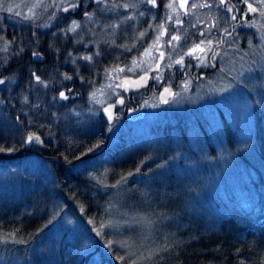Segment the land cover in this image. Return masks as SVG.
Listing matches in <instances>:
<instances>
[{"label":"rangeland","instance_id":"1","mask_svg":"<svg viewBox=\"0 0 264 264\" xmlns=\"http://www.w3.org/2000/svg\"><path fill=\"white\" fill-rule=\"evenodd\" d=\"M32 2L34 0H3V5L0 6V28L3 32L0 34L7 39H12L13 35L22 34V30L27 32L30 25L23 19V15L28 13V7ZM208 2L213 4L210 9L198 8L189 16L181 13L184 25L179 34L188 37L183 47L184 51L196 39L195 34L198 30L205 29L206 25L216 17H220L221 21L225 18V13L222 9H217L214 0H208ZM47 3H51V0H47ZM118 3H129L135 6L129 9L121 8L118 12H101L91 0H85V4L76 10L75 14H68L65 19L66 24L59 28L65 27L70 20L76 19L81 21L83 31L79 36L61 38L63 42H66L64 50L70 46V43L74 46L64 54L62 52L57 55L54 60L46 64L34 58L29 60L26 55L27 51H30L27 39L25 38L26 43L24 42L26 45H23L18 42L16 36V45L24 46V51L7 64L0 65V79L6 78V83L0 85V144L6 148L15 147L16 149L12 152L13 154L0 153V264H80V258L88 250L93 251L90 253L87 264H117L115 256L129 253L133 255V258L140 255L147 256L149 250L155 251L165 243L171 244L170 238L173 242L179 241V234L176 231H178V225L182 223H179L176 212L173 213L174 209H161L149 195H145L146 191L159 197L162 187L166 182L171 181V177L182 176L190 182L197 173L195 176L205 180L206 185L199 193L210 194L211 190H215L214 196L229 200V195L224 193L223 184L232 187L229 185L235 184L236 177L249 176L248 171L240 173L244 167L240 158L235 159V156H240L238 153L240 151L248 155L253 150L252 139L256 128L254 124L263 127L264 131V68L260 67L264 65V39L261 38L264 29L259 28L260 24H264V17L258 13L250 14L249 21H255L257 25L252 28L247 27L246 22L240 17H237L236 21L229 19L228 23H223V27L235 28L233 37H225L228 41L234 38L235 43L231 47L226 43L217 48L219 55L215 60H211L216 65L200 70L199 77L193 78L187 74L184 78H180L177 84L165 83L171 85L175 93L174 96L168 97L167 104L158 99L161 87L157 85L158 89L152 90L154 81H150L147 87L133 91H138L139 107L132 108L131 112L141 108L139 113L131 114L124 120L116 121L118 119L114 118L113 123L107 121L105 124L100 111L103 105L92 103L89 100L90 92L93 87L99 88L101 84L108 82L104 79L105 68L117 63L120 66L130 64L133 57L139 58V53L151 43V39L146 38L144 47H140L139 51L134 49L131 53L110 47L105 42L110 43L114 40L117 45L124 43L130 45L134 31L147 29L148 22L158 24L161 17L167 15L169 11L164 8L167 0H162L159 8H151L140 0H118ZM16 5L20 6L16 7ZM8 7H13V12H8ZM41 10L43 9L37 10L38 15L46 16ZM85 10L94 13V22L84 21L81 13ZM15 12H20L22 15L18 17ZM141 12L145 15L140 16ZM239 12L240 16L242 11ZM128 15L136 19L121 24L119 29L104 27L106 24L116 23L118 16L123 20V17ZM153 16L156 17L155 20L151 19ZM198 21H204L205 24H198ZM192 24H197V27H191ZM58 29L49 30L48 33L52 35V32ZM152 35L150 32L149 37ZM218 35L220 33L214 30L213 36ZM167 39V36L164 37L161 43L163 44ZM76 40H80L81 43H75ZM43 45L46 47L43 50L50 51L45 43ZM181 50V48L168 47L166 55L170 52V60L178 59V53ZM96 51L101 52V55L94 59L99 60L97 64L101 65L102 69L99 75L88 79L95 81L94 85L90 86L88 80L81 81L76 72H73L74 65L68 53L71 52L72 57H80ZM58 52L56 50L57 54ZM154 55L158 54L154 53ZM118 56L119 61L116 60ZM241 56L243 59L240 58ZM25 59H28L30 63L25 62ZM185 60L188 61V58ZM192 61L195 67H201L198 66V61ZM86 63L77 59V65L74 67L80 68L81 64L87 67ZM64 64L71 66V69L65 71L67 69H64ZM249 68L254 71L249 72ZM32 72L46 81L47 87L31 80ZM168 72L171 70L167 68L163 70V74ZM65 73L73 76V80H64ZM142 73L143 71L138 69L136 73H126V75L135 76ZM185 82H187L186 86ZM229 84L231 88L228 91H220ZM69 87L74 89L69 100L53 101L52 97L58 96L60 91H66ZM116 91L119 93L118 96L112 95L109 90L103 99L107 103H113L123 98L122 95L126 93L121 89ZM127 92L131 93V91ZM25 96L29 98L27 104L22 102ZM37 104L39 107H34ZM254 107L258 109L259 120L254 119ZM156 122L172 124L161 136L160 141H156L157 134L152 135L147 130ZM225 122L233 132V138L238 137L237 140L225 141L222 127ZM179 126L182 128L180 129ZM32 133L40 135L44 143L22 145L21 141L25 136ZM181 136L185 137L184 145ZM98 139L104 141L99 148H102L103 159H97L98 156L90 153L83 158V161H76L71 166L72 171L50 162L54 149L62 150V153L72 149V153L80 155L81 151L86 150L83 144L91 147ZM232 143L233 146H230ZM34 145L42 146L43 150L50 153L32 152L31 147ZM149 146L155 151L149 155L150 158L165 154V159L160 164L167 161V164L163 166L167 173L160 177L156 176L160 186L153 183L158 187L157 189L160 188L159 190H152L151 176H147L146 173L129 177L127 189L103 187L105 184L116 183L121 175L129 172H120L118 176L110 179L108 174L113 168L112 164H116L122 157L124 159L126 155H131L129 152L137 147ZM226 146L233 153L229 154ZM105 147L108 150L103 149ZM120 148H122L121 151ZM136 153L140 155V152L136 151ZM64 157H66L65 154L62 156V162L67 163ZM51 165L55 167V170ZM58 176L64 177V189L65 187L72 189V194L80 196L87 193L96 197L97 202L94 205L84 206L78 204L75 199L73 206L67 209L55 193L58 190L56 184ZM93 176L97 179L94 180ZM77 181L85 187L78 186ZM217 188H221L222 192H216L221 190ZM233 192L234 195L238 193ZM199 193L192 192L197 204L195 205L190 199L187 209L184 210L191 216L199 204ZM188 197L189 192L180 200L181 206L184 202L182 209H185ZM205 198L212 199L210 195H206ZM82 207L83 211H81ZM75 210L85 213L84 217L81 215L76 217ZM167 211L171 213H166ZM30 214H35L39 218L38 221L33 219L31 223L29 222L30 224L24 223L21 218ZM132 217H146L152 220L153 224L150 227L137 225L135 231L125 230L124 221ZM37 224L44 226L35 236H32L33 232L30 229ZM102 225H111V227H102ZM110 241L114 244L110 245ZM112 246L116 248L115 253L111 249ZM102 251L107 257L105 261L101 257ZM159 254L161 253H157L153 258L158 257ZM141 264H148V262L141 261ZM154 264L157 263L154 262Z\"/></svg>","mask_w":264,"mask_h":264},{"label":"trees","instance_id":"2","mask_svg":"<svg viewBox=\"0 0 264 264\" xmlns=\"http://www.w3.org/2000/svg\"><path fill=\"white\" fill-rule=\"evenodd\" d=\"M88 7L89 6H87V8ZM52 11H55V9L49 8L48 11L45 12L46 16L41 14L42 16L38 15L36 20L28 21L30 26L27 28V32L22 30V34L17 33L16 35H13L18 37L19 43H21L22 40L23 45H26V38L28 45H30L28 48L30 51L40 50V52L44 54V59L42 60L44 64L54 60L57 55L62 52L64 54L67 50L74 46L70 43V46L64 50L66 42H63L60 36L53 38L52 35L48 33L49 30L53 31L65 25V17L68 16V14L60 12L58 13V16L62 19L50 21L47 15H49ZM41 12L44 13L43 10H41ZM45 23L52 24L54 26L51 28L39 27L40 30L42 29V31H40L37 25H43ZM26 33L27 36H25ZM43 43L48 46L50 51L48 49L43 50L46 48ZM49 44L52 45L51 48L49 47ZM56 50L59 51L58 54L56 53ZM30 51H27V57L29 60H32L33 58L29 56ZM29 60L25 59L24 61L29 64ZM98 61L94 59L91 65L86 63L88 65H86L87 67H85L84 64H81L79 68V75L85 77L86 80L99 75L102 66L97 64ZM63 67L64 69H67L65 71H69L71 69V66L69 65L64 64ZM72 70L73 72H76L74 66L72 67ZM84 71L85 74L83 75ZM14 72L17 73L18 71ZM253 113L254 119L259 120L257 107L253 108ZM104 123L106 124L107 122L104 120ZM170 125L172 124H159L156 122L155 124L150 125L147 130H149V133H152V135L157 134L156 141H160L161 136L169 130ZM222 127L224 128L226 142H232V140L238 139V137L233 138L234 134L230 131L226 122L222 125ZM254 127L256 128L254 129L252 139L253 150L248 155L245 154L244 151L238 152L240 153V156L232 155L235 156V159L238 157L240 158V161H242L244 170L240 173L243 174L248 171L249 176L246 177L242 175L236 177L234 181L235 184L229 185L232 187H227L223 184V189L225 190L224 193L229 195V200L225 197L217 195L214 196L213 192H215V190H211L210 194L208 192H204V194L199 193L200 190H204L203 188L206 187V185L205 180L195 176L197 173L194 174L192 177L193 179L192 181L190 180V182H187L188 180L182 176H178L176 178L171 177V181L166 182L165 186L162 187L159 197L156 194L152 195L149 191L145 192V195H149L152 198L151 200H153L155 204L159 205L161 209H174L175 211L173 213L176 212L175 214L179 217V223H182L181 225H178V231H176L179 234V241L177 240L178 242H173L172 238H170L172 242L169 244L170 251L166 254L161 253L158 255V257L160 255L164 256V259L159 261V264H240L241 261H243L244 264H264V131L263 127H260V125L254 124ZM179 128L181 129L182 127L179 126ZM181 137L182 144L184 145L185 137ZM118 144L121 143L118 142ZM230 146H233V143ZM31 148L32 152L35 153L38 151L42 154L49 152L43 150L42 146L39 147L34 145ZM103 149L108 150L106 147ZM226 149H228L227 152L229 154L233 153L230 152V149L227 146ZM121 150L122 148H120V151ZM52 151H54V153H51L53 158L50 162H54L56 166L63 167L69 171H72L71 166L78 161L74 159V157L80 156L78 153L77 155L74 152L72 153V149L66 150L65 153H62V150L57 151V149ZM136 151H138V153L140 152V155H137ZM152 153H155L153 147H137L133 151L129 152L131 155H126L127 157H124V159L123 157L120 158L116 164L114 163L115 165L112 164L111 167L113 168H111V172H109L108 177L113 179L118 176L120 172L133 170L137 165H140L139 161L142 159L144 160L145 157H150L149 155ZM64 154L67 159L72 162L71 164L68 162H62V156ZM93 154L94 156H98L96 157L97 159L104 158L102 155V148L97 150L95 153H92V155ZM164 159L165 154H161L159 157L154 156L148 159L146 163L141 166L140 173H146L147 176H151L153 191H156L158 188L157 186H160L158 183L159 180L156 179V176L160 177L163 176L164 173H167L166 169L163 167V169L161 168L160 170L156 167L161 161H164ZM51 167L55 170L54 166L51 165ZM149 169H152V171H149ZM64 182V177L58 176V179H56L58 190H56L55 193L67 209H70V207L73 206V201L75 199H77L78 204H83L84 206H89L90 204L94 205L97 202L98 199H96V197L87 195V193L83 196L76 195L75 193V195L72 194V189H67V187L64 189ZM77 182L78 186L85 187L84 184H81L79 181ZM60 187L61 189L59 190ZM220 189L217 188V190ZM232 191H236V193H238L234 195V192L232 193ZM188 192L189 197L186 201V207L185 209H182L184 202L181 206L180 203L182 202H180V200ZM192 192L199 193V204L196 206V209L191 216L190 213H187L184 210L187 209V204L190 199L193 203H195V205L197 204L196 198ZM216 192H222V189ZM206 195H210L212 199L205 198ZM207 209H209V211ZM75 211L76 212H74V214L76 217H79L80 215L84 217L85 213L83 214V212H79L78 210ZM166 213L171 212L167 211ZM21 219L27 224L29 222L31 223V220L33 219L38 221L39 218L35 214H30L23 216ZM43 226L44 225L37 224L34 228L30 229V231L33 232L32 236H35L38 231L43 228ZM111 249L113 251V246ZM237 249L240 251L237 252ZM92 251L93 250H88L82 255L79 261L80 264L88 263V258L90 257V253H92ZM101 255L105 261L107 257L104 255L103 251ZM104 256L106 258H104ZM158 257L152 259V264H154V262L157 263ZM108 259L110 258L108 257ZM117 264H121V262L117 260Z\"/></svg>","mask_w":264,"mask_h":264},{"label":"snow or ice","instance_id":"3","mask_svg":"<svg viewBox=\"0 0 264 264\" xmlns=\"http://www.w3.org/2000/svg\"><path fill=\"white\" fill-rule=\"evenodd\" d=\"M97 8L101 12H118L119 9H129L134 7L135 5L129 3H118V0H111V4H109V0H91ZM141 3L150 5L151 8H159L162 0H140ZM214 3L217 9H222L225 13V18L221 21L220 17H216L211 20L205 27V29L198 30L195 34L196 39L187 46V50L184 51L183 47L188 39L186 35H181L180 30L183 28L184 20L181 19V13L184 16H189L193 10L198 8H212L213 4L209 3L208 0H167V3H164V8L169 10L167 15L161 17L160 22L158 24H153L148 22V28L143 31H134L132 35V43L129 45L127 43L117 45L115 41L105 42L108 43L110 47L123 49L125 52L131 53L134 49L139 51L140 47H144V42L146 38L151 39V43L144 47L143 52L139 53V58L133 57L130 64H124L120 66L117 63L114 66H109L104 70V79L108 81L107 83L101 84L99 88H94L89 94V100L94 104L105 105L107 102L103 97L108 94V91L111 90L112 95H119L116 91L117 89H121L123 91H127L129 89H136L139 90L142 87H147L149 81H154L153 87L159 85L163 88L161 93V99L163 103L167 104L169 101L164 99L165 96H174L175 93L171 91L169 87H164L165 78L163 76V70L165 68L171 70L174 67L178 66V70L182 73L186 71L187 68L192 67V60L198 61V66L201 67H208L210 66L211 60H215L219 53L216 51L223 44H229L231 47L235 43V39L233 38L232 41H228L225 37H233V32L235 28L231 31L229 28L223 27V23H228V20L236 21L237 16L233 14L234 12H239L240 9L230 3V0H214ZM239 3L245 6V11L241 12V20L246 22V26L249 28L255 27V21H249L250 14L258 13L261 17H264V0H239ZM85 4V0H51V3H47V0H34L31 3V6L28 7V13L23 15V19L26 21H34L38 17V9H43L44 12H47L49 8L55 9L48 15V19L50 21H55L58 19H62L58 16V13L62 12L64 14H75L76 10L80 9L82 5ZM3 5V0H0V6ZM20 5H16L19 7ZM103 6V7H101ZM150 10V9H149ZM8 12H13V7L7 8ZM16 16H21L20 12H15ZM82 18L85 22H94L93 17L94 13L89 11H82L81 13ZM140 16H144L145 13H139ZM66 18V17H65ZM134 16L128 15L124 16L123 20L117 17V22L113 24H106L104 25L105 28L109 29H119L121 24L126 23L127 21L135 20ZM152 20H155L156 17H151ZM198 24H205L204 21H198ZM54 25L52 24H43L37 25V27L43 28H51ZM191 27L196 28L197 24H192ZM259 28L264 29V24H260ZM216 30L220 33L218 36H213V32ZM83 31V25L80 20L72 19L69 23L63 28H59L57 31L52 32V37L56 38L60 36L61 38H69L70 36H79L80 32ZM3 32V29L0 28V33ZM153 35L149 37V33ZM255 35V34H254ZM168 37V39L162 44V40L164 37ZM261 38L264 39V33H261ZM17 37L13 36L12 39H7L4 35L0 34V65L7 64L11 59L16 56H19L21 52L24 51V48L16 45ZM251 44V40L248 41ZM21 43L23 41L21 40ZM75 43H81L80 40H76ZM15 45V47H14ZM51 48L52 45L49 44ZM171 47L172 49L181 48V52L178 53L179 58L170 60L171 53H167V48ZM58 51V50H57ZM239 52V49H237ZM154 53L158 55H154ZM123 54V53H122ZM32 57H34L38 61H42L43 54L37 51L31 52ZM69 57H71V63L75 66L77 65V59L85 61L88 65L94 60V57L100 56L101 52L96 51L93 54L83 55L80 57H72V53H68ZM185 58H188V62L186 63ZM243 59V56L240 57ZM120 57H116V60L119 61ZM170 60V62H168ZM151 61V63H149ZM255 63V62H253ZM264 68V65L260 66ZM140 69L143 71V75H139L138 79L132 80L131 78L127 77L126 73H136L137 70ZM77 77L84 81L85 77L79 75V68L78 66L75 68ZM249 72L254 71V69L249 68ZM241 75H243L241 73ZM31 80H34L36 84L43 85L47 87V82L42 80V78L37 75L35 72L30 73ZM124 78H121V77ZM63 79L67 81L73 80V76L68 75L67 73L63 74ZM30 80V83H31ZM6 83L5 79H0V85ZM95 81L88 80V84L93 86ZM187 82H185V86ZM231 88V85H226L224 88H221L220 91H228ZM74 91L73 88L69 87L66 91H60L58 96L52 97L53 101L57 99L67 101L70 99V94ZM29 98L27 96L23 97V103L27 104ZM125 101L120 98L115 100V102L107 104L102 108L103 113L107 117V121L111 123L114 120L113 116V109L117 105H123ZM147 103V102H145ZM34 107H39V105H34ZM79 116V114H77ZM19 119V118H17ZM43 127V125H41ZM32 143H39L43 144V138L40 135L35 133L27 134L25 138L21 141V144H32ZM104 144L103 139H98L96 143L92 144L91 147H87L86 144H83L85 147V151H81L80 156L74 157L76 160L83 161V158L87 157L90 153H95L97 149H99ZM15 147H5L3 144H0V153L8 152L12 153L15 152ZM65 161L71 164L72 162L64 157ZM150 159V157H145L144 160H141L140 165H138L133 171H129L120 176V179L116 181V183L111 185H103L105 188H124L127 189V184L129 182V177H132L136 174H139L141 171V166L146 163V161ZM167 164V161L164 162ZM164 164L157 165V168H161ZM152 171V169H149ZM107 172V170H105ZM94 180L97 178L95 176L92 177ZM101 183V181H97ZM75 195V194H74ZM83 207L81 211H83ZM153 221L147 219L146 217H132L131 219L124 221L125 230L128 231H135V226H143V227H150L152 226ZM102 227H111V225H102ZM110 245H113L114 242H109ZM124 247V245H121ZM170 251V246L165 243L164 245L157 248L155 251L149 250V255L144 256L140 255L133 258L131 253L126 255H117L115 259L120 261L121 264H141V261H147L148 264H152V258L157 255V253L166 254ZM240 250L237 249V252ZM113 252H116V248L113 246ZM164 259L163 255L158 257L157 264L159 261ZM240 264H244L243 261Z\"/></svg>","mask_w":264,"mask_h":264},{"label":"flooded vegetation","instance_id":"4","mask_svg":"<svg viewBox=\"0 0 264 264\" xmlns=\"http://www.w3.org/2000/svg\"><path fill=\"white\" fill-rule=\"evenodd\" d=\"M230 3L233 4V5H236V7H238L240 9V11H242V12L245 11V8H244L243 4L239 3V0H230ZM234 14L237 17H240L241 16V15L239 16L238 12H234ZM231 29H233V28L232 27H229V30L230 31H231ZM29 53H30L29 56L32 57L31 52H29ZM26 55H27V53H26ZM187 62L188 61H186V63ZM191 63H192L193 66L190 67V68H187L184 73H182L180 70H178V66L177 67H174L173 69H171V72L164 73L163 76H164L165 81H166L165 83L177 84L178 83V80L180 78H184L187 74H189V76H191L193 78H197V77H199L200 70H202L204 68L208 69L211 66H214L215 65V63L212 62V61L210 62V66L208 68L207 67H195L194 62L191 61ZM157 89H158L157 86L156 87H153L152 86V90L156 91ZM137 92H131V93H128L127 92V93H124L122 95L123 96L122 99L125 101V103L123 105H117L113 109V116H114L115 119H118L116 121L124 120L125 118H128V116L130 115L131 111H133L132 108H135L136 109L138 107L137 99H138V96L139 95L137 94Z\"/></svg>","mask_w":264,"mask_h":264},{"label":"bare ground","instance_id":"5","mask_svg":"<svg viewBox=\"0 0 264 264\" xmlns=\"http://www.w3.org/2000/svg\"><path fill=\"white\" fill-rule=\"evenodd\" d=\"M143 74H144V73L139 74V75H143ZM139 75H135V76H134V75H127V77L131 78L132 80H136V79H138V76H139ZM123 78H124V77H123ZM150 81H151V80H150ZM150 81H149V83H150ZM149 83H148V84H149ZM163 86H164V87H169V88L171 89V91L174 92V88H173L171 85H169V84H164ZM161 89H162V87L160 88L159 93H160ZM135 90H136V89H129V90H127V91H131V92H133V91H135ZM127 91H124V92L127 93ZM158 95H159V94H158ZM168 97H169V96H166L165 99H168ZM158 99H159V96H158ZM159 101H160V102H163V101H161L160 99H159ZM107 104H108V103H107ZM138 107H139V106H138ZM140 110H141V108H138V110H137L136 112H131L130 115H131V114L134 115V114H136V113H139ZM112 111H113V110H112ZM130 115H129V116H130ZM48 153H49V152H48Z\"/></svg>","mask_w":264,"mask_h":264},{"label":"water","instance_id":"6","mask_svg":"<svg viewBox=\"0 0 264 264\" xmlns=\"http://www.w3.org/2000/svg\"><path fill=\"white\" fill-rule=\"evenodd\" d=\"M38 52V51H37ZM40 53V52H39ZM32 58H34V57H32ZM35 59V58H34ZM162 91H163V88L161 89V91H160V93H159V99L161 100V101H163L162 99H161V93H162ZM166 97V96H165ZM165 97H164V99H165ZM108 104H110V103H108ZM104 106H107V104H105V105H103V106H101V108H100V111H101V113H102V115L104 116V118H105V120L107 121V117H106V115L103 113V111H102V108L104 107ZM133 115V114H132Z\"/></svg>","mask_w":264,"mask_h":264}]
</instances>
